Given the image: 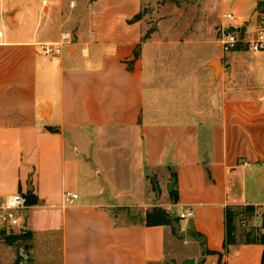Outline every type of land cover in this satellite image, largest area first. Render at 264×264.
<instances>
[{
    "label": "crops",
    "instance_id": "0c3cea01",
    "mask_svg": "<svg viewBox=\"0 0 264 264\" xmlns=\"http://www.w3.org/2000/svg\"><path fill=\"white\" fill-rule=\"evenodd\" d=\"M262 1L201 0L200 28L181 32L161 22L147 37L145 21H127L140 11L139 0L128 14L108 4L106 34L94 26L96 33L79 31L74 40L59 1L50 8L49 0H31L20 18L19 8L0 0L6 24L9 13L14 22L0 27V205L21 195L30 215L16 229L31 235L21 251L0 243L10 254L3 264H17L21 252L24 263L42 264L39 251L52 260L55 244L56 264L262 263V245L226 246V213L253 205L258 214L248 226L264 224V196L238 188L249 175L264 186V95L251 96L264 51L226 54L219 40L225 29L264 33L256 12ZM226 3L237 13L229 28ZM102 15L93 17L101 22ZM65 33L73 40L61 55L42 52ZM111 174L121 182L117 190ZM113 190L114 197H103ZM68 192L79 195L72 206L64 204ZM156 207L177 217L190 208L194 217L179 221L186 236L146 226ZM52 233L57 243L53 238L49 250L42 238ZM188 240L200 251L170 249Z\"/></svg>",
    "mask_w": 264,
    "mask_h": 264
},
{
    "label": "rangeland",
    "instance_id": "374dc122",
    "mask_svg": "<svg viewBox=\"0 0 264 264\" xmlns=\"http://www.w3.org/2000/svg\"><path fill=\"white\" fill-rule=\"evenodd\" d=\"M9 1L11 3L10 8L17 7L21 10L20 18H23L24 16H26V15H24V11H25L26 7H28L30 5L31 0H9ZM42 1L43 0H37V2L39 4L40 3L42 4ZM49 1L51 2L50 8L54 4L55 1L60 2L61 6L63 8L62 12L64 14L65 20H67L66 28H68V29H65V30H69L68 32H70L72 34L74 40H79L78 35H77L79 31H81L87 37H89L90 34L96 33L97 30L95 27L98 28V31L101 35L106 34L105 24L102 23V22H104L103 21L104 16L102 14H103V12H105L104 9L107 7L108 4H109V7L114 8V9H121L123 12L125 11V13L128 14V13H130V11L132 9L131 5L134 3V0H101L97 4H95L96 0H49ZM203 1L204 0H202V2ZM138 6H140V11L134 15L128 14V16H130V19H127V21L129 23L130 21L134 20V18L137 15H139L140 19L137 22L145 21V23L149 25V27H148L149 29L148 30L146 29L144 31L145 37H147L150 32H153L155 29V26L161 22H169L171 25L178 26L179 27L178 31H181V32H183V29H188V28L196 29L198 27L200 28V26H201V21H199V20L201 19L202 14L199 13V15H198L196 13V9L201 6V0H139ZM224 6H225V8H223V14L225 15V17L223 20H224V23L226 24L225 27L229 28L230 26L228 23L230 22V20L227 19L226 16L230 15V14L237 16V13L234 11L232 5L226 3ZM179 9L182 10L181 13H180ZM253 11H254V9H251L250 11L247 9L246 10L247 17L251 16ZM97 14L103 16V18L100 19L101 22L99 21V19H95L93 17L94 15L96 16ZM5 15H6L5 13L0 14V27L2 25L5 27H8L7 24L9 26H11L14 23L12 20L13 13L8 14L9 20L7 21V24H6V21L4 19ZM115 15L118 16L119 13L117 12ZM108 16L111 18V15H108ZM124 17H126V16H124ZM197 18H198V20H197ZM117 20L120 21L121 16L117 17ZM95 21H96V23H95ZM131 24H134V23H131ZM216 47L218 48L219 51H221L219 45H216ZM201 49H203V48L201 47L200 51H201ZM256 71L257 72L254 73V82H255L254 87L257 90L252 91L251 96L263 98L264 94H262V95L260 94V93L264 92V68H263V66H262V69L260 67L259 70H256ZM244 95H247V94H244ZM233 96H235V95H233ZM96 179H97V175H96ZM108 179H109V181L115 182V186H116V190H117L118 184L121 183L120 180L118 179V176L111 174L108 176ZM242 181H243V183H242ZM242 181L240 182L239 187L238 186H235V187H238L239 189L245 188L243 190L246 191L248 197L252 198V197H256V196H264V186H262L260 183H258L259 181L257 178L253 179V177L251 175H249L248 178H246ZM96 189L99 191L101 189V186L97 185ZM116 190H113V192L109 193V194L103 193L102 195H103V197H114L116 195L115 194ZM81 191H82V194L89 192L88 185L85 183L84 180L82 183ZM90 192H92V191L90 190ZM95 192H97V191H95ZM232 192H235V190H233ZM175 211L179 215L180 211L179 210H175ZM27 214L30 215V213H27L24 211H23V213H20L19 217H20L22 223H24L25 216ZM0 227H1L0 233L2 230H6L8 235L10 233H13V234L19 233L18 229L3 228V225L1 224V222H0ZM50 236L51 235H49L47 237H50ZM52 236L53 237H50L48 239L42 238L43 241H47V243L49 244V247H48L49 250L52 249V243H53L52 241L55 240V243H57L58 233H52ZM41 237H44V236L41 234ZM53 238H54V240H52ZM3 239H4V236L0 234V243H2V245L3 244L5 245V243L3 242ZM49 241H51V242H49ZM4 247H6V246H4ZM4 247L3 246L0 247V250H2L1 252H4V253H2V257H0V264H3V262H5L4 260H8L9 256H10V254L8 252L9 249H7V247H6V249H7V251H6V250H4ZM175 248H177L176 250L178 253H182V254H188V253L190 254V253L200 251L199 245L195 241H191V240L186 241L185 244L177 245V246L171 245V247H170V249H172V250H175ZM44 250L45 249L42 248V252ZM3 256L5 259H3ZM52 256H53L52 260H50L49 256H46V253L44 255V253H41L39 251V258L42 257L41 258L42 264H47L49 262L51 263L53 260H54L53 264H56L55 261H57V258L59 259V256H60V248H59L58 244H55V247L52 249ZM50 258H51V256H50ZM1 259H3V260H1Z\"/></svg>",
    "mask_w": 264,
    "mask_h": 264
},
{
    "label": "trees",
    "instance_id": "16d2710c",
    "mask_svg": "<svg viewBox=\"0 0 264 264\" xmlns=\"http://www.w3.org/2000/svg\"><path fill=\"white\" fill-rule=\"evenodd\" d=\"M257 14L260 16L259 20L264 22V1L258 4ZM140 16L137 15L134 20L129 23H136L139 21ZM141 46H138L135 50V58L140 56ZM177 178V176H174ZM152 190L158 193L159 189L157 183L151 180ZM172 200L178 203V192L174 191L171 194ZM29 205H34L35 202L28 200ZM258 209L253 205L229 207L226 213V246H237L241 244L245 245H262L264 246V224L262 227H249L248 223L257 216ZM172 214L164 208H153L147 212L145 218V224L148 227L156 226H171ZM178 220L181 219L178 217ZM242 224H245L244 226ZM1 235L4 236V243L8 246L17 247V249L27 248L26 243L31 238V235L25 231H21L19 234L10 233L7 234L6 230H2ZM7 234V235H6ZM25 245V246H24ZM25 262V254L20 253L18 256L17 264H23ZM264 264V253L262 263Z\"/></svg>",
    "mask_w": 264,
    "mask_h": 264
},
{
    "label": "built area",
    "instance_id": "2783aa9c",
    "mask_svg": "<svg viewBox=\"0 0 264 264\" xmlns=\"http://www.w3.org/2000/svg\"><path fill=\"white\" fill-rule=\"evenodd\" d=\"M230 21H235L234 15H227L226 17ZM4 33L0 31V38H3ZM72 36L69 33H65L61 36L60 43L48 44L42 47V52L47 56L61 55L64 48L72 43ZM220 43L224 53H233L239 49H246L251 52L264 51V33L258 32L253 35L244 36L236 28L231 31L224 30L220 36ZM79 200V195L68 192L64 196V204L66 206H72ZM26 208L25 202L21 195L13 197L9 203L5 206L0 205V222L3 228L16 229L21 228L23 223L19 217L20 213ZM194 217V212L187 208L179 216L181 220L191 219ZM243 226L245 224H242ZM22 229V228H21Z\"/></svg>",
    "mask_w": 264,
    "mask_h": 264
},
{
    "label": "water",
    "instance_id": "95a60500",
    "mask_svg": "<svg viewBox=\"0 0 264 264\" xmlns=\"http://www.w3.org/2000/svg\"><path fill=\"white\" fill-rule=\"evenodd\" d=\"M213 68L216 70V72H218L219 66H218V63L217 62L214 64ZM100 179H101V183H102L103 187H106V184L103 182L102 178H100ZM174 183H175V181H173L171 183V185H170V189L171 190L173 189ZM170 220H171V227L174 230L175 235L178 238L185 237L186 235H185L184 231H182V227H181V225L179 223L178 217L175 214H173L171 216ZM194 263H195L194 261H187V262H185V264H194ZM23 264H26V263H23Z\"/></svg>",
    "mask_w": 264,
    "mask_h": 264
}]
</instances>
